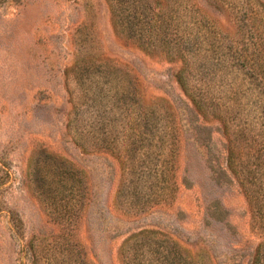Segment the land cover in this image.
<instances>
[{"label": "rangeland", "instance_id": "rangeland-1", "mask_svg": "<svg viewBox=\"0 0 264 264\" xmlns=\"http://www.w3.org/2000/svg\"><path fill=\"white\" fill-rule=\"evenodd\" d=\"M257 254L264 0H0V264Z\"/></svg>", "mask_w": 264, "mask_h": 264}, {"label": "trees", "instance_id": "trees-1", "mask_svg": "<svg viewBox=\"0 0 264 264\" xmlns=\"http://www.w3.org/2000/svg\"><path fill=\"white\" fill-rule=\"evenodd\" d=\"M257 165L259 166V163H257ZM252 177H254V175H253ZM247 198H248V200H249V195H248V194H247ZM258 208H259V207H258ZM258 208L256 209V212L258 211ZM258 213H259V212H258ZM259 214H261V213H259ZM138 244H139V243H138ZM139 245H141V243H140ZM138 247H139V246H137L136 249H139ZM257 253H259V250H258ZM257 256H258V254H257L256 257H255L256 259H254V264H259V262H261Z\"/></svg>", "mask_w": 264, "mask_h": 264}]
</instances>
